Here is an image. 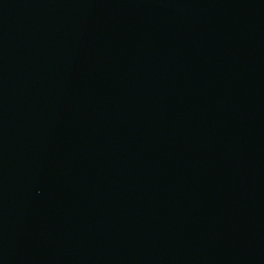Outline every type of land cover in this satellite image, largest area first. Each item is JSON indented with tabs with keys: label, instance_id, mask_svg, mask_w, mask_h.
I'll use <instances>...</instances> for the list:
<instances>
[{
	"label": "water",
	"instance_id": "95a60500",
	"mask_svg": "<svg viewBox=\"0 0 264 264\" xmlns=\"http://www.w3.org/2000/svg\"><path fill=\"white\" fill-rule=\"evenodd\" d=\"M0 264H264V0H0Z\"/></svg>",
	"mask_w": 264,
	"mask_h": 264
}]
</instances>
